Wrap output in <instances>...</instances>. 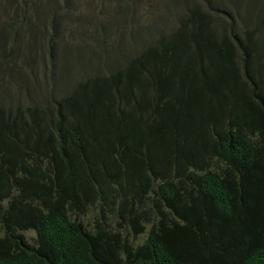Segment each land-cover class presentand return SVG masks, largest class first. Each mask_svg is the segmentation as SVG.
Instances as JSON below:
<instances>
[{"label":"trees","instance_id":"16d2710c","mask_svg":"<svg viewBox=\"0 0 264 264\" xmlns=\"http://www.w3.org/2000/svg\"><path fill=\"white\" fill-rule=\"evenodd\" d=\"M153 3L171 25L114 70L0 104V264H264L262 3Z\"/></svg>","mask_w":264,"mask_h":264},{"label":"rangeland","instance_id":"374dc122","mask_svg":"<svg viewBox=\"0 0 264 264\" xmlns=\"http://www.w3.org/2000/svg\"><path fill=\"white\" fill-rule=\"evenodd\" d=\"M59 5L67 3L68 11L59 19L58 41L55 47L62 57L61 69H53L44 81H32V75L39 68L41 51L35 47L40 43L43 32V21L52 9L50 0H18L14 7V16L20 15L22 21L6 18L4 27L10 38V53L12 54L6 67L0 71V96H6L10 92L26 100L32 95L42 92H50L59 78L64 85L70 86L86 79L87 77L105 74L118 67L127 58V50L135 51L138 48V40L122 37L137 35L143 41H147L158 34L165 23L171 25V21L164 19L158 24L161 14L160 6L153 5V0H59ZM212 3L214 0H211ZM238 4H246L247 0H235ZM264 0H260L261 10L264 11ZM2 0H0V20L2 19ZM11 0H7L6 10L10 7ZM128 6V12H120V8ZM136 5V8H135ZM178 6H171L170 10H177ZM245 9L243 6L241 10ZM147 11L153 16H148ZM171 13H174L171 11ZM263 23L264 14L256 18ZM22 39L24 48L23 61L31 60V65L24 68L25 79H14L17 71L16 62L21 59L17 49V42ZM118 43V44H117ZM28 44V45H27ZM107 44L105 47L104 45ZM117 46V47H116ZM87 52L86 56L81 51ZM78 59V61H77ZM58 58H55L57 62ZM82 61L81 64H79ZM262 75L264 78V60ZM57 82V86L63 85ZM56 93H58L56 91ZM29 244H34L32 231L24 232Z\"/></svg>","mask_w":264,"mask_h":264},{"label":"clouds","instance_id":"9594fccd","mask_svg":"<svg viewBox=\"0 0 264 264\" xmlns=\"http://www.w3.org/2000/svg\"><path fill=\"white\" fill-rule=\"evenodd\" d=\"M6 3H7V0H2L1 6H2V19L3 20H0V55L6 53L8 51L10 52V45L9 44H3L2 40H8V41L10 40V38L8 36V33L6 32V28L4 27V20L6 18H10V15H12V11H13L14 5L11 4L10 7L6 10ZM11 20L13 21V18H11ZM43 23H44V21H43ZM58 37H59V35H58ZM58 37H57L56 41L54 42V51H55V58L56 57L58 58V60L56 62V68L57 69H61L62 68V66H61L62 57L59 54V52L57 51V48L55 47L56 42L58 41ZM22 44H23L22 43V39H20L17 42V49L20 52L19 55H20L21 59L16 62V67H17V71H20V76L19 77L21 79H25V76H24V68L26 67L27 64H30L31 65V60L30 59L29 60H25V61L22 60V58L25 55L24 54V48H23ZM39 45L40 44H38L35 47L38 50H40L38 48ZM81 54H84V56H86V54H87L86 50L85 51H81L80 53H78L77 58H79V56H81ZM11 55H10V57H11ZM10 57H9V59H10ZM9 59L5 63L2 62L0 71L6 67ZM77 61H78V59H77ZM45 62H46L45 58L43 56H40V60H39V63H38L39 68H37V72H35V67L33 65H31L33 67V69H34V72H33V75H32V81H34V82H41V81H44L46 79L49 71H47V73H46L45 70H44V64H45ZM81 63H82V61L79 64H81ZM14 76H15V73L13 75V78H16ZM97 76H101V75H97ZM91 77H94V76H91ZM87 78H90V77H87ZM58 81L63 84V82L59 78H57V80L55 82V85H54L53 89L51 90V93H52L53 96H61V95L66 94L69 90H71V88L75 84L74 83L73 85H70V86H66L64 84L61 85V86H57V82ZM56 91L58 93H56ZM42 93H45L46 94L48 92H45L44 91ZM42 93L39 94V95H35V94L32 95V98L35 100V101H33V103H38L39 104L41 102L40 99L42 98ZM27 101L28 100L24 99L23 97L16 96L15 94H13L11 92L8 95H6V96H0V104L1 105H5V104L10 103V102L24 104ZM25 231H28V230H23V231H21V233L24 236L26 242L28 243V241L26 239V236L24 235V232ZM30 231H32V230H30ZM32 233L34 235V232L33 231H32ZM33 239H34V244H30L31 246H34L35 245V235H34Z\"/></svg>","mask_w":264,"mask_h":264}]
</instances>
